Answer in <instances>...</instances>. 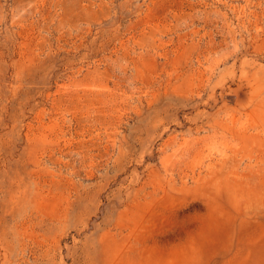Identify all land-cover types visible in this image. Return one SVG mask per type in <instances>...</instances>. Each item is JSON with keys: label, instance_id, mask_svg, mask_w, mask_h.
Returning <instances> with one entry per match:
<instances>
[{"label": "rangeland", "instance_id": "rangeland-1", "mask_svg": "<svg viewBox=\"0 0 264 264\" xmlns=\"http://www.w3.org/2000/svg\"><path fill=\"white\" fill-rule=\"evenodd\" d=\"M0 264H264V0H0Z\"/></svg>", "mask_w": 264, "mask_h": 264}]
</instances>
